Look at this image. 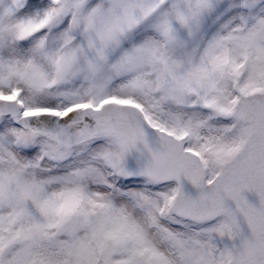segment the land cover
<instances>
[{
    "label": "snow or ice",
    "instance_id": "6c2138e0",
    "mask_svg": "<svg viewBox=\"0 0 264 264\" xmlns=\"http://www.w3.org/2000/svg\"><path fill=\"white\" fill-rule=\"evenodd\" d=\"M0 264H264V0H0Z\"/></svg>",
    "mask_w": 264,
    "mask_h": 264
}]
</instances>
